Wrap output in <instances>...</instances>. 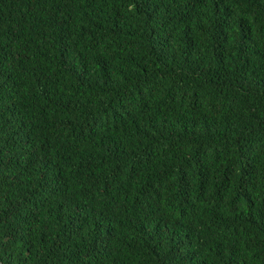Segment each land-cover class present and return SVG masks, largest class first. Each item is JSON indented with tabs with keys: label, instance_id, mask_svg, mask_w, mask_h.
<instances>
[{
	"label": "trees",
	"instance_id": "trees-1",
	"mask_svg": "<svg viewBox=\"0 0 264 264\" xmlns=\"http://www.w3.org/2000/svg\"><path fill=\"white\" fill-rule=\"evenodd\" d=\"M1 264H264V0H0Z\"/></svg>",
	"mask_w": 264,
	"mask_h": 264
},
{
	"label": "water",
	"instance_id": "water-1",
	"mask_svg": "<svg viewBox=\"0 0 264 264\" xmlns=\"http://www.w3.org/2000/svg\"><path fill=\"white\" fill-rule=\"evenodd\" d=\"M1 264V263H0Z\"/></svg>",
	"mask_w": 264,
	"mask_h": 264
}]
</instances>
